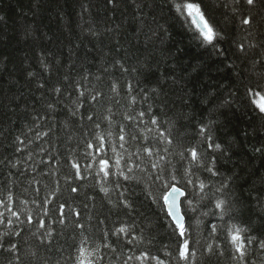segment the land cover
I'll use <instances>...</instances> for the list:
<instances>
[{
    "label": "trees",
    "instance_id": "obj_1",
    "mask_svg": "<svg viewBox=\"0 0 264 264\" xmlns=\"http://www.w3.org/2000/svg\"><path fill=\"white\" fill-rule=\"evenodd\" d=\"M192 2L200 3L212 23L224 33L218 45L224 50L223 55L195 38L194 31L169 0H120L116 7L106 0H0V200L6 201L10 192L13 208L21 212L22 221L28 213L33 217L42 215L41 209L47 207L49 216L44 218L45 223L55 230L51 251H46L33 235L35 220L32 225L21 224V234L14 238L20 264H56L57 260L71 264L68 257L82 237L70 222L66 226L53 222L59 216L57 207L61 203L65 204L66 213L71 209L81 213L88 247L102 242L103 229L111 232L125 223H135L137 233L144 229L145 242L135 248L112 238L117 252L102 249L101 264H123L130 249L137 255L143 251L161 259H167L164 245L175 252L177 237L166 226L159 204L154 205L143 191V183L120 181L134 204L131 215L126 214L127 209L112 208L108 201H116L119 192L111 178L106 185L110 188L109 196L100 191L96 176L100 156L95 147H87L89 142L98 145L97 136H103L104 151L114 164L112 146L123 151L119 148L121 125L140 137L125 144L128 152L141 147L144 137L156 134L147 130L152 127L150 123L133 128L125 119V115L135 116L138 110L148 107L145 103L130 102L129 81L137 101L144 93L157 89V93L151 94L156 99L150 102L154 103L152 113L159 117L161 129L169 126L166 122L175 121L170 158L177 168L187 163L181 161L178 153L192 146L199 148L206 161L213 155L217 159L220 176L211 177L202 169H194L197 175L193 179L199 177L210 185L197 212L186 216V222L192 225L193 239L200 242L195 264H234L226 236L230 223L248 225L254 233L264 236V154L253 151L254 145L264 142V117L246 94L250 85L264 82V51L251 48L244 54L235 46L258 42L264 36H249L238 19L217 6L216 0ZM136 3L141 6L138 8ZM258 23L264 33V21ZM117 59L128 67L127 73L111 66ZM257 59L262 62L254 63ZM42 60L49 65L48 71L43 69ZM105 68L108 70L104 71ZM85 73L87 79L83 78ZM97 76L101 79L97 80ZM76 81L85 96L79 115L74 116L69 108H74L72 101L78 95L72 87ZM113 82L118 85V94L111 89ZM40 83L45 87L40 88ZM57 84L64 88V94L58 98L51 92ZM96 92L102 93L98 103L89 100ZM48 102L56 103L54 112L48 110ZM89 114H93L92 121L87 119ZM37 117L41 119L40 130L49 135L28 142L35 135L29 130ZM144 119L147 121L148 117ZM210 121L214 142L227 149L226 155L207 151V144L198 135L199 126ZM25 133L28 139L20 146L24 150L18 152L16 137L25 139ZM29 153L32 159H28ZM16 161L17 167H11ZM73 162L81 166L83 179L75 178ZM220 180L230 184L226 192L231 191L229 199L234 204L231 220L227 216L220 220L213 214L214 196L219 193L211 185ZM72 186L78 187V193H71ZM151 191L159 196L164 189L156 185ZM46 197L51 204L44 205ZM0 211L5 209L0 207ZM73 219L74 216H68V221ZM101 220L105 223L100 224ZM212 224L217 225L214 240L223 245V257L201 254L203 246L213 242ZM3 230L0 227V232ZM149 232L155 236L152 244L147 243ZM33 252L37 253L35 257ZM10 260L14 264L11 253L0 252V264H9ZM249 260L264 264V253L253 246ZM146 264L155 262L149 260Z\"/></svg>",
    "mask_w": 264,
    "mask_h": 264
},
{
    "label": "snow or ice",
    "instance_id": "obj_2",
    "mask_svg": "<svg viewBox=\"0 0 264 264\" xmlns=\"http://www.w3.org/2000/svg\"><path fill=\"white\" fill-rule=\"evenodd\" d=\"M108 5L116 7L120 0H106ZM172 7L175 9L176 13L185 19V22L189 24L191 29L195 33V38L198 39L202 45L211 46L219 55L224 54V50L219 48V42L224 39V33L219 30L211 19L208 17L206 11L202 8L200 3L192 2V0H169ZM217 6H222L226 9L232 16H235L242 30L246 31L249 36H264L259 30V21H264V0H216ZM139 8L141 5L136 3ZM2 19V18H0ZM256 25V27H253ZM155 35V33H153ZM151 38V37H149ZM240 53L247 54V50L251 48H261L264 51V39H260L258 42L248 41L246 43H239L235 45ZM261 59H257L254 63H261ZM43 69L45 71L49 70V65L43 60L41 61ZM112 67H119V70L123 73L129 71L128 67L119 59L115 60ZM108 69L105 68L104 71ZM135 71V69H133ZM29 75H33L29 73ZM88 74L85 73L84 79H87ZM67 79V78H65ZM97 80L101 77L97 76ZM40 88H44L45 85L40 83L38 85ZM75 91L78 93L76 98L72 101L74 108H69L72 115H79L80 108L84 104L85 91L81 90L82 86L79 81H76L72 85ZM113 92L118 94V85L113 82L111 85ZM127 91L130 96V102L135 104L137 102L145 103L148 105L146 110H138L135 116L125 115V119L131 123L134 127L139 124H149L147 130L149 132L155 131V135L152 137H144L141 147H139L135 152H128L125 148V144L131 141H136L140 139L134 132L127 131V126L121 125L119 133V148L122 152L117 151L115 145L112 146V152L115 154L114 164L110 163V159L107 153L104 151V137L97 136L100 141L98 145H93L89 142L87 147L92 149L95 147L96 153L100 156L99 167L96 172V176L99 177L98 183L100 185V191L105 197L110 194V188L106 186L111 178L112 183L115 185L116 190L119 192V196L116 201L109 199V204L112 208L117 211L127 209V215H131L134 211V204L128 197V189L122 184L121 179L128 183L135 182L136 184H144L143 191L148 195L151 202L159 204L160 210L165 217L166 226L171 229L174 236L177 237V244L175 252L168 250V246L164 245V255L167 259H161L159 256L152 255L149 252H140L138 255L135 254L131 249L130 254H126V258L123 260V264H146L147 261L152 260L155 264H195V258L197 252L200 249L197 247L199 241L193 239L192 235V225L186 222V216L189 212L196 213L200 201L205 199L208 193L205 189L209 188L210 185L205 183L203 179L197 177L196 180L193 179L196 176L194 169H202L203 171L210 174L211 177L220 176L219 169L217 168L216 157L210 156L205 160V156L200 152L197 146H192L183 149L179 152L181 161H186L181 168H177L173 163L170 156L173 153L174 138L171 132V128L175 125V121H168V127L161 129V121L157 115L152 113L154 101L156 97H153L152 93H157V89L153 88L150 92H146L141 97L140 101H137V97L132 95L133 83L128 82ZM51 92L58 98L64 94L63 85H54ZM246 94L248 95L250 102L259 111L262 117H264V82H258L255 85H250L246 89ZM102 93L96 92L89 96V100L92 102H99V98ZM227 103V101H225ZM47 108L50 112L56 110L55 102H48ZM111 111V109H109ZM145 116L148 120L145 121ZM36 119V124L29 131L34 132L35 135L28 139V134L25 133V139L20 136L16 137V142L18 147L16 151H23L24 149L20 146L26 144V139L28 142H34L43 139L49 135L48 131L40 130L41 119ZM89 121L93 120V114L87 116ZM105 119L111 120L108 117ZM211 121L208 124H202L199 126L198 135L201 137L202 141L207 144V151L216 153L219 152L223 155L227 154V149L218 142H214L213 135L211 133ZM95 126L99 128V124L96 123ZM111 136V133H109ZM43 151V149H41ZM253 151L256 153L264 154V142L258 143L253 146ZM125 154L127 158L125 159ZM145 157L148 163L145 164ZM28 159H32V154H28ZM95 160L96 157H93ZM19 164V161L11 163V167L15 168ZM71 167L75 169V178L83 179V173L81 171V166L73 162ZM91 169V165H88ZM143 173L142 176H137L136 173ZM159 185L164 189L159 196L152 193V187ZM214 187L215 193L219 195L214 196V215L218 216L220 220H224L227 216L229 220L232 219L231 213L233 210V201L229 199L232 195L231 191L226 189L230 188L228 180H220L219 182H213L211 185ZM38 191V190H37ZM71 193H78V187L72 186L70 189ZM51 195H54L52 193ZM197 197L199 199H197ZM92 199L93 197H88ZM27 203V202H24ZM33 203H36L33 201ZM44 205L51 204L52 201L49 198H45ZM259 203V200H258ZM264 206V205H261ZM0 207L4 208L5 211H0V227H3V231L0 232V252H8L15 257L14 264H20L19 261V248L15 241V237H19L22 229L20 225L27 223L32 225L34 220L36 223V232L33 233L34 236L40 241L41 246H45L46 251H51L52 242L54 240L55 230L45 223V217L49 216V209L44 207L41 209L42 215L33 217L31 213H28L24 221L21 220V212L14 210L13 208V196L9 192L7 200H0ZM37 207H40L38 204ZM59 216L53 221L54 223H59L61 226H66V222H70L75 229H79L81 233L80 242L75 245V252L70 253L68 259L71 264H101L104 256L101 254L102 249H108L112 253L117 252L116 243L113 242L112 238L116 241H122L124 244L131 245L133 248L137 244L145 242L144 229H141L139 233L135 232V223L133 224H123L113 231L109 232L106 229L101 230L103 235V240L100 244L95 247H88L87 236L84 235V224L80 222L81 213L75 209H71L69 213L65 212V204L61 203L57 207ZM74 216L72 221H68V216ZM202 215H207V213H202ZM195 218V217H194ZM170 221V222H169ZM100 224H104L105 221H99ZM200 221L197 219V224ZM151 228V223L148 225ZM217 234V225H211V236L213 237V242L206 243L203 246L202 255L208 258L212 257H223L224 248L222 244L215 243V236ZM226 236L228 244L230 246L229 251L231 253V259L234 264H256L255 260H249L250 250L255 246V248L260 252L264 253V236L256 234L253 232L252 228L248 225H241L239 223H230L226 229ZM7 237L8 239H5ZM155 236L152 232L148 233L147 243L152 244ZM32 255L35 257L36 252ZM119 258V257H118ZM9 264H13L10 260ZM47 264V261H44ZM56 264H61L59 260Z\"/></svg>",
    "mask_w": 264,
    "mask_h": 264
}]
</instances>
